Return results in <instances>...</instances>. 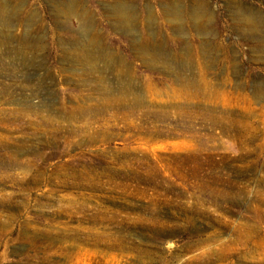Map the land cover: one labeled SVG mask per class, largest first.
<instances>
[{"label":"rangeland","instance_id":"1","mask_svg":"<svg viewBox=\"0 0 264 264\" xmlns=\"http://www.w3.org/2000/svg\"><path fill=\"white\" fill-rule=\"evenodd\" d=\"M0 264H264V0H0Z\"/></svg>","mask_w":264,"mask_h":264}]
</instances>
